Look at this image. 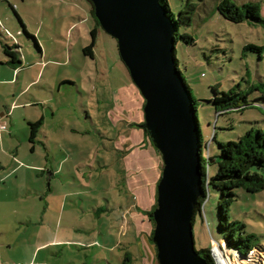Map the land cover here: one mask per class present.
Wrapping results in <instances>:
<instances>
[{
    "label": "crops",
    "instance_id": "obj_1",
    "mask_svg": "<svg viewBox=\"0 0 264 264\" xmlns=\"http://www.w3.org/2000/svg\"><path fill=\"white\" fill-rule=\"evenodd\" d=\"M11 1L15 0L8 1V7L18 14L21 24L12 19L10 28L3 27L7 15L0 16V121L6 125L0 129V264H85L90 255L103 264H122L125 253L131 254L132 264L140 257L141 264L144 260L152 264L151 246H144L139 258L132 251L138 238H144L143 232L152 231L139 210L153 208L162 168L160 155L139 129L144 120L132 118L122 124L130 132L125 145L118 147L129 152L120 159L130 174L118 189L110 181V187L103 188L110 195L100 196L99 176L108 170V162L104 155H95L94 165L88 156L79 155L81 148L75 149L73 139V116L59 115L57 101L55 107L52 104L56 100L51 95L53 85L74 84L68 75L58 77L55 67L68 64L80 39L82 53L89 44L95 26L88 24L90 9L84 8L85 16H80L74 14L78 13L76 0H17L13 6ZM249 1L260 4L261 0ZM32 5L45 10L32 14ZM28 17L33 18V24ZM22 29L34 39L25 37ZM98 34L99 30L95 44ZM11 37L13 43L8 42ZM22 39L28 44L26 39L32 41L34 47L23 49ZM5 45L18 46L19 63H10ZM94 47L92 56H84L94 59ZM130 91L139 100V115L142 99L138 89ZM128 98L126 94L129 103ZM117 102L120 109H115L118 114L114 112V116L119 122L123 121L125 101ZM85 116L89 118L88 111ZM37 121L40 126L30 139L29 123ZM145 156L151 160V169H144L139 179L138 168Z\"/></svg>",
    "mask_w": 264,
    "mask_h": 264
},
{
    "label": "rangeland",
    "instance_id": "obj_2",
    "mask_svg": "<svg viewBox=\"0 0 264 264\" xmlns=\"http://www.w3.org/2000/svg\"><path fill=\"white\" fill-rule=\"evenodd\" d=\"M8 1L10 0H0V16L7 15L3 27L10 28L13 21L17 23V20L14 12L8 7ZM15 1L17 2V0ZM15 1H11L12 6ZM76 1H78V7L76 6L75 10L78 13L74 14L85 16L84 8L85 10L90 9L89 2L87 0ZM167 1L175 18L178 17L181 9L186 8L187 1L195 5L190 23L179 27V33H187L192 36L193 43L187 44L179 39L175 44V58L178 69L184 76L196 100L202 156L208 159L209 156L213 157L219 152V142L235 141L250 128L264 131V99L258 91L248 94L249 106L241 109H229L219 115L215 112L210 100L215 94L213 86H216L219 92L230 90L245 92L251 84H257L264 78V48L260 56L256 51L245 48L247 44L264 47V23L231 22L225 19L217 10V4L220 0ZM231 1L238 6L243 2H249V0ZM259 3L260 16L264 18V0ZM35 10L44 11L45 8L39 9L32 5V14H36ZM46 11H49V9ZM28 20L33 24V18L28 17ZM88 24L95 25L91 16H89ZM16 37L19 38V36ZM26 41L29 44L25 42V39L19 40L23 49L27 45L34 47L32 41L27 39ZM62 41L65 43L66 37ZM8 42L13 43L12 37ZM82 42L83 40L80 39L74 45L72 57L67 65L62 66V64H59L55 67L58 77L62 78L68 75L71 78L70 81L74 84L64 85L62 83L60 88L53 85L51 95L56 100H53L52 104L55 107L57 101L59 115L73 116L74 120L71 122L74 129L73 139L75 149L81 148L79 151L81 154L79 155L88 156L92 163L95 155L98 157L104 155L105 162H108V170H105L99 176V187H101L99 192L100 196H108L111 192L103 188L106 186L109 188L110 181H113L118 189L119 185L124 184L130 174L120 159L129 152L128 150L121 151L118 147L119 145H122V147L125 145L124 138L130 132L125 130V126L122 124L125 120L132 118L143 122L144 99L138 90L139 98L142 99L141 112L138 115L136 110L139 100L136 99V96L131 95L132 91H130L131 89L136 91L137 87L132 82L129 71L120 58L117 42L113 37L104 32L101 27L99 28L94 47L96 52L94 59L84 56L81 47ZM58 60L63 61V57H58ZM87 75H89L88 78H86ZM82 80L86 81L83 83ZM129 87H131L130 90ZM126 94L129 97V103L126 102ZM119 99H122L125 103H123L124 109H122L123 115L121 116L123 121L117 122L119 117L116 118L114 112H116V108L120 109L117 102ZM87 111L89 118L85 116ZM126 111L131 112L130 115H127ZM116 113L118 114V112ZM136 124L133 126L134 128H136ZM139 129L143 132V128L139 127ZM126 143L129 144V142ZM144 158L143 169L141 163L138 168L140 169L138 171L139 179L141 173L146 169H151V160L147 159L146 156ZM97 159L101 160V158ZM85 160L87 161V158ZM93 164L96 165L97 161ZM160 164L162 165L161 157ZM205 167L208 176H213L216 173V163H208ZM138 188L140 193L142 191L141 185H138ZM235 194V201L228 211V220H238L244 223L245 233L254 235L256 244L264 245V190L252 193L237 188ZM219 200L220 192L215 187L208 186L205 201L201 206L200 213L196 214L193 224L196 250L211 249L212 246L217 247L216 242L221 238V234L217 229ZM151 210L143 212V208H140L139 211L149 220L148 212ZM149 222L152 225V231L150 230L148 234L143 232L144 238H138L132 251L134 257L136 258L138 255L139 258V255H144L145 247L151 246L153 250L152 264H157L156 248L150 239L154 226L151 221ZM143 242H145V245ZM89 258L85 264H103L102 261L95 260L92 255ZM129 258L130 264H132L133 259L130 253ZM140 258L138 259L140 262L138 261L137 264H141ZM260 258L264 259V257ZM145 263L150 264V261L148 263L144 260L143 264Z\"/></svg>",
    "mask_w": 264,
    "mask_h": 264
},
{
    "label": "water",
    "instance_id": "obj_3",
    "mask_svg": "<svg viewBox=\"0 0 264 264\" xmlns=\"http://www.w3.org/2000/svg\"><path fill=\"white\" fill-rule=\"evenodd\" d=\"M144 99V128L162 161L152 217L157 264H205L192 219L202 195L200 130L175 60L174 25L159 0H89Z\"/></svg>",
    "mask_w": 264,
    "mask_h": 264
},
{
    "label": "trees",
    "instance_id": "obj_4",
    "mask_svg": "<svg viewBox=\"0 0 264 264\" xmlns=\"http://www.w3.org/2000/svg\"><path fill=\"white\" fill-rule=\"evenodd\" d=\"M87 1L90 4V15L95 23V26L90 30V42L86 47L83 48V53L92 56V49L95 44L96 35L97 31L100 28V24L94 15V8L92 3L89 0ZM159 2L166 11V14L171 18L173 22L176 42L179 39H182L187 44L193 43L192 36L187 33H179V27L181 25H188L190 23L192 15L195 11V5L187 1L186 8L181 9L179 11L178 17L175 18L171 13L168 1L159 0ZM217 10L220 15L231 22L251 21L259 24L264 23V18L260 16V5L257 2H244L240 6H238L231 0H220L217 4ZM13 12L16 19H18V21L20 22L18 14L15 11ZM22 32L25 37L34 39V37L30 35L25 29H22ZM245 48L256 51L260 56L264 47L255 44H247ZM4 53L9 57L10 63L15 64L20 62L17 58V54H20L17 45H5ZM174 60L178 68L175 53ZM181 77L190 96V99L193 102L195 119L199 126L196 114V100L193 97L191 89L182 74ZM212 88L215 94L210 100L217 115L222 114L229 109H241L243 107L249 106L247 96L251 92L258 91L261 97L264 99V78L261 79L257 84H251L245 92L235 90H230L228 92H219L216 86H213ZM40 123V121L29 123L30 139L34 138L35 133L40 126ZM142 124L139 125L141 128ZM143 132L149 138L148 133L144 128ZM218 144L219 152L215 156H209L208 159L203 158L200 133V171L202 176V195L198 200L192 219V225L194 224L196 214L200 213L201 206L205 201L207 187L213 186L220 192V200L218 202L217 208V229L221 234V238L218 240V242L220 243V247L227 251H231L232 253H236L240 259H247L254 255L258 257H264L263 246L254 242V235L245 233V224L238 220H228V211L231 204L235 201V190L237 188H242L245 191L252 193L264 190V131H262L261 129L250 128L243 135L239 136L237 140L219 142ZM211 162L217 164V170L213 176H208L205 166L206 164ZM156 206L157 204L155 201L152 210L148 212L149 221L152 222L153 226L154 220L152 217V213ZM150 239L152 240V232L150 234ZM196 251L204 259L205 264H215L211 249L202 248ZM252 252L254 253V255H252ZM122 264H130L129 253L124 254Z\"/></svg>",
    "mask_w": 264,
    "mask_h": 264
},
{
    "label": "built area",
    "instance_id": "obj_5",
    "mask_svg": "<svg viewBox=\"0 0 264 264\" xmlns=\"http://www.w3.org/2000/svg\"><path fill=\"white\" fill-rule=\"evenodd\" d=\"M5 122L0 121V129L5 128ZM217 247L212 246L211 253L214 258L215 264H263L264 259L254 255H252L247 259H240L236 253H232L231 251H227L220 247V243L216 242ZM262 257V256H261ZM22 264V263H16Z\"/></svg>",
    "mask_w": 264,
    "mask_h": 264
}]
</instances>
